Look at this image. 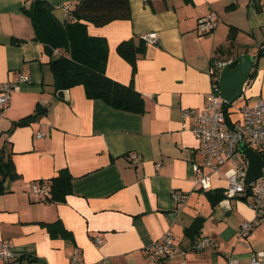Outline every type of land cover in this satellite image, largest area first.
Returning <instances> with one entry per match:
<instances>
[{"label":"crops","instance_id":"1","mask_svg":"<svg viewBox=\"0 0 264 264\" xmlns=\"http://www.w3.org/2000/svg\"><path fill=\"white\" fill-rule=\"evenodd\" d=\"M31 1L0 0V84L29 77L0 105L1 152L19 174L0 193V244L10 241L15 253L2 264H71L75 249L78 264H155L147 246L166 231L174 234L175 249L165 264H228L230 257L246 261L264 249V221L245 237L239 233L241 223L256 215L248 197L228 196L227 180L216 173L209 189L194 186L192 165L203 157L191 120L182 114L204 106L213 59L232 61L264 49V0H130V18L87 22L89 34L107 40L105 72L133 82L143 98L141 111L90 96L83 84L68 88L69 99L58 96L51 55L34 38L24 10ZM50 1L64 21V5L77 0ZM210 12L219 22L202 34L199 18ZM151 31L158 41L143 38ZM124 40L136 49L134 63L119 49ZM243 95L264 97V55ZM38 108L43 111L36 119L13 127ZM63 167L72 175L65 200L30 191V182L48 180ZM175 190L188 193L184 205L173 199ZM58 219L64 234L40 222ZM201 236L215 246L192 248Z\"/></svg>","mask_w":264,"mask_h":264},{"label":"built area","instance_id":"2","mask_svg":"<svg viewBox=\"0 0 264 264\" xmlns=\"http://www.w3.org/2000/svg\"><path fill=\"white\" fill-rule=\"evenodd\" d=\"M74 2L64 5L67 16L75 19L70 14ZM219 17L215 12H210L199 18L198 31L202 34L210 33L216 29ZM145 40L158 41V32L151 31L143 35ZM59 53V49L54 50ZM231 60L213 59L211 63V73L213 74V84L208 92L204 106L202 108L189 107L182 111L183 117L191 120L190 126L200 141V152L202 161L193 162L194 186L202 189L211 187V175L213 173L224 176L228 184L225 192L228 196L248 197L251 196L250 205L255 210L256 215L251 219H246L241 223L240 235L245 237L250 231L262 221H264V97H260L253 103L247 102L239 109L240 116L233 118L227 108V101L221 95L220 72L223 66ZM28 75H19L13 80H8L0 84V105L5 106L10 100L12 90L19 81L27 80ZM44 133L39 132L38 136ZM245 142L252 149L263 157L261 174L251 182H246V174L249 165L248 157L241 151V143ZM241 156V162L234 161L232 157L235 153ZM130 158H136L135 152L129 153ZM230 166L222 172V166L226 163ZM160 165V163H158ZM30 191L36 195L49 194V184L45 181H32L29 184ZM176 203L184 205L188 198V193L175 190L172 193ZM97 243H101L103 238L100 235L95 237ZM214 239L208 236H201L192 242V248L204 249L208 246H215ZM175 249L174 234L166 231L161 237L147 246L149 258L155 264L164 261ZM15 253L11 249L10 241H2L0 244V264L3 260H11ZM71 264H78L80 260L79 250L75 249L71 256ZM179 264H186L184 261ZM228 264H264V249L256 251L251 257L242 261L239 258L230 257Z\"/></svg>","mask_w":264,"mask_h":264},{"label":"trees","instance_id":"3","mask_svg":"<svg viewBox=\"0 0 264 264\" xmlns=\"http://www.w3.org/2000/svg\"><path fill=\"white\" fill-rule=\"evenodd\" d=\"M53 6L50 0H32L30 6L24 7V10L34 26V38L42 42L44 49L51 55L56 90L83 84L90 96L103 98L115 107L141 111L143 98L133 82H120L105 72L108 53L106 38L93 36L87 31V22L103 25L111 20L130 18V0H77L70 10L75 19L67 16L64 21L54 15ZM55 49L60 52L55 53ZM119 49L135 62L136 49L130 40L122 41ZM256 54L258 57L264 55V49L259 48ZM229 105L227 103L228 109ZM42 111L38 108L21 117L13 123V127L36 119ZM1 149L0 193H3L7 191L6 180L14 179L19 174L11 156L5 157ZM71 178L70 170L63 167L48 180L39 181L49 184V194L45 196L53 201H63L71 192ZM40 222L52 233L66 232L60 219ZM159 264L165 263L162 261Z\"/></svg>","mask_w":264,"mask_h":264},{"label":"water","instance_id":"4","mask_svg":"<svg viewBox=\"0 0 264 264\" xmlns=\"http://www.w3.org/2000/svg\"><path fill=\"white\" fill-rule=\"evenodd\" d=\"M257 54L242 53L235 57L231 62L225 64L220 72L221 95L232 104L245 92V87L249 82L253 66L257 62ZM58 60L55 59V61ZM58 96L69 99L68 88L57 90ZM241 151L248 157L249 165L246 174V182L249 183L258 177L262 172L263 157L257 151L248 146L245 142L241 143Z\"/></svg>","mask_w":264,"mask_h":264},{"label":"rangeland","instance_id":"5","mask_svg":"<svg viewBox=\"0 0 264 264\" xmlns=\"http://www.w3.org/2000/svg\"><path fill=\"white\" fill-rule=\"evenodd\" d=\"M247 102L253 103L254 101L250 100L248 97L242 95L238 99H236L232 104L229 105V112L231 113L233 118H237L240 116L239 109L241 106L245 105ZM234 161L241 162V156L239 153H235V155L232 157ZM230 166V163H226L222 166V172H225V170ZM248 199H251V196L248 195Z\"/></svg>","mask_w":264,"mask_h":264}]
</instances>
